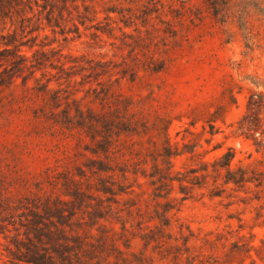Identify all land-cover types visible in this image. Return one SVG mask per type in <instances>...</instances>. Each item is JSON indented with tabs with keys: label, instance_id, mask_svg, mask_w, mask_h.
<instances>
[{
	"label": "rangeland",
	"instance_id": "obj_1",
	"mask_svg": "<svg viewBox=\"0 0 264 264\" xmlns=\"http://www.w3.org/2000/svg\"><path fill=\"white\" fill-rule=\"evenodd\" d=\"M34 1L24 24L0 16V61L15 47L45 53L42 69L13 80L0 62V202L61 201L82 235L109 236L142 264H264L246 253L264 258V190L186 197L158 180L230 149L236 166L264 170L230 126L245 111V77L264 76V0ZM0 241V264H13Z\"/></svg>",
	"mask_w": 264,
	"mask_h": 264
},
{
	"label": "trees",
	"instance_id": "obj_2",
	"mask_svg": "<svg viewBox=\"0 0 264 264\" xmlns=\"http://www.w3.org/2000/svg\"><path fill=\"white\" fill-rule=\"evenodd\" d=\"M34 3L39 6L37 0ZM33 11L32 0H0V16L5 18L10 11L16 12L24 24L27 20L25 14L28 10ZM49 24L52 17L46 16ZM245 28V26H244ZM247 29V27L245 28ZM4 39V37H2ZM8 38H13L9 35ZM6 47L12 45V42L5 44ZM44 56L45 53L36 52L32 55V59L23 54L18 47L14 50L5 49L3 59L6 64V76L14 77L22 76L26 71L35 73L42 69V60L37 56ZM0 61V62H1ZM2 64V65H5ZM245 80L248 81V95L246 97L245 111L239 120L231 127H235L231 133L236 137H244L249 140L258 154L264 155V76L247 75ZM234 82V81H233ZM234 85L235 82H234ZM240 87V86H239ZM231 100L236 103V98L231 90ZM223 108H218L209 115L207 123L210 127V134L214 136L219 128L216 123L223 119ZM205 130V129H204ZM198 135V134H197ZM185 151L182 153L184 154ZM192 153V152H189ZM179 152L166 154V156L177 157ZM234 151L228 150L215 158L212 162H202L198 167L187 169L184 172H177L174 179L160 176L158 180L174 181L180 188V192L187 197V191L194 188H208L211 198H220L225 191V187L233 186L236 190H243L247 186L254 185L257 189L264 190V170L252 169L248 166H236L233 164ZM146 177V176H145ZM155 179L156 176H151ZM103 188V193H111L116 195L113 188ZM121 193H127L120 190ZM186 199V198H183ZM26 201V203L24 202ZM61 201H52L47 199L23 200L19 204L11 205L9 203L0 202V235L9 240L10 244L6 251L9 261L13 264H142L141 260H131L121 251L115 244H108L109 236L103 237L104 240L95 244L91 241V236L81 234L78 226H72L71 214L69 217L65 215ZM19 217V226L16 220H10L12 213ZM168 211V210H167ZM24 217V218H23ZM13 223V224H11ZM13 225L12 230L8 225ZM166 225V224H165ZM78 229V230H77ZM264 244V242H262ZM0 246H2L0 241ZM238 251L247 246H237ZM110 248V249H109ZM115 254H110V251ZM250 251H254L258 258L263 260L261 255V247H249L246 253L250 256ZM236 252H231L229 258H234ZM115 260L110 258L113 256ZM251 264H256L252 260Z\"/></svg>",
	"mask_w": 264,
	"mask_h": 264
}]
</instances>
